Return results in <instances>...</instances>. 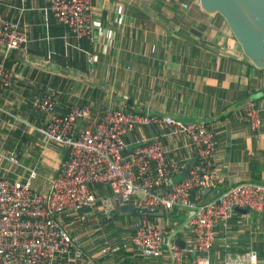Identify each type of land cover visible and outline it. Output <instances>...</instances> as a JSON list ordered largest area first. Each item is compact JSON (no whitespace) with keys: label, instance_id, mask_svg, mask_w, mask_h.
Listing matches in <instances>:
<instances>
[{"label":"crops","instance_id":"0c3cea01","mask_svg":"<svg viewBox=\"0 0 264 264\" xmlns=\"http://www.w3.org/2000/svg\"><path fill=\"white\" fill-rule=\"evenodd\" d=\"M92 2L96 37L89 41L73 37L51 13L46 14L47 0H0V14L11 21L18 19L30 38L27 53L13 51L8 59L17 78L13 89L0 97V148L8 155L13 151L22 166L37 169L32 187L35 183L38 188L34 189L46 193L49 177L67 157L64 147L44 145L32 128L42 126L46 117L32 107L30 99L51 88L59 90L55 114L65 113L77 102L91 106L93 113L116 107L148 109L178 121L205 124L212 129L217 146L215 189L245 181L264 185V68L243 55L223 18L204 11L199 0ZM248 101L261 110L257 135L242 112ZM164 143L186 163L196 162L187 139L171 135ZM5 168L10 177L26 176L24 167L3 160L0 169ZM40 176L45 184L36 182ZM174 176L178 181L183 178L181 173ZM119 212L123 213L119 221L127 229L122 235L128 237L132 230L128 221L134 215ZM159 212L164 213L157 218L177 230L186 247L193 245L186 209ZM87 229L81 239L96 260L88 264H168L165 255L145 258L128 251L121 262L111 255L98 259L102 233ZM215 231L212 264H221L226 251L234 255L249 247L256 251L259 264H264V213L235 212ZM189 259L193 260L191 252L185 264H191Z\"/></svg>","mask_w":264,"mask_h":264},{"label":"built area","instance_id":"2783aa9c","mask_svg":"<svg viewBox=\"0 0 264 264\" xmlns=\"http://www.w3.org/2000/svg\"><path fill=\"white\" fill-rule=\"evenodd\" d=\"M47 2L45 13H51L70 35L95 39L97 20L92 0ZM29 41L28 30L18 19L11 21L0 14V97L13 89L17 78L15 67L8 64L11 52L27 53ZM89 59L94 61L92 55ZM58 93L51 88L30 99L32 107L46 117L42 126H32L43 144L56 143L67 151L56 174L49 177L46 193L32 187L38 175L34 166H22L13 151L8 155L0 148V163L6 160L26 171L24 179L10 177L7 168L5 175H0V264H56L63 257L69 260L70 255V261L82 258L81 235L87 233L86 227L89 230L98 225L100 215L111 218L127 203L148 212L186 209L193 227V245L185 250L177 247L173 241L177 230L168 231L163 221L144 214L134 221L127 238L116 242L107 239L102 252L111 255L125 249L145 258L165 255L168 264H185L187 252H191L189 263L212 264L215 227L233 217L235 206L264 213V185L255 182L223 189L205 203L194 194L197 188L218 181L215 135L209 127L148 109L116 107L93 113L91 106L77 102L65 113L55 114ZM243 110L257 135L262 122L260 108L248 101ZM167 135L187 139L197 152L196 162L176 182L172 177L182 171L185 159L165 145ZM221 264L259 262L256 251L249 247L234 255L226 251Z\"/></svg>","mask_w":264,"mask_h":264},{"label":"water","instance_id":"95a60500","mask_svg":"<svg viewBox=\"0 0 264 264\" xmlns=\"http://www.w3.org/2000/svg\"><path fill=\"white\" fill-rule=\"evenodd\" d=\"M199 5L206 12L218 13L239 44L243 55L256 67L264 68V0H199ZM189 167L190 164L183 167V174ZM219 192L220 189L210 191L212 195ZM119 210H135L140 215L160 216L164 213L136 210L132 203L119 207ZM235 211L247 213L246 209L241 208H236ZM173 241L177 247L183 250L187 248L183 238L176 236Z\"/></svg>","mask_w":264,"mask_h":264},{"label":"trees","instance_id":"16d2710c","mask_svg":"<svg viewBox=\"0 0 264 264\" xmlns=\"http://www.w3.org/2000/svg\"><path fill=\"white\" fill-rule=\"evenodd\" d=\"M167 1H169V0H167ZM36 115H39V112L36 113ZM155 131L160 132L161 130L155 128ZM128 213L133 214L134 215L133 217L136 219H138L141 216L140 214L136 213L135 210H129ZM122 214L123 213L119 212V208H117V210L114 211L111 218H106V217L100 215L101 221L98 225H96L98 227H95L98 232L102 233V235H101L102 238H99L101 242L100 241L97 242V244H98L97 248H98V251H100V254H98V259L110 255L109 253L102 252V250L107 247V243H106L107 239H112V242H116V241H121V240H124L125 238H127V237H125V235H122V233L124 231H126V227L121 224V221H119V217H118L119 215H122ZM147 215L151 219H155L157 217H160V216L149 215V214H147ZM117 224H119V226H117ZM120 224L123 226V229H122V226ZM131 233H132V230H131ZM81 242H82L83 253H85L82 258H78L75 261H70L71 256H72V255H70L69 260H67L66 257H63L62 259L57 260L56 264H79V263L88 264L89 262L95 263L96 260H94L92 258V256L89 254L90 252L88 253V251H87L88 245L85 246L83 243V240H81ZM124 252H126L125 249L118 250V251L114 252L113 254H111V258L121 262L122 258L126 257V253H124ZM127 259H128V257H127Z\"/></svg>","mask_w":264,"mask_h":264},{"label":"bare ground","instance_id":"6f19581e","mask_svg":"<svg viewBox=\"0 0 264 264\" xmlns=\"http://www.w3.org/2000/svg\"><path fill=\"white\" fill-rule=\"evenodd\" d=\"M245 105V104H244ZM244 105L242 106V112H243V114H244V116H245V118H246V120H247V117H246V114H245V112H244V110H243V107H244ZM152 113V112H151ZM247 122H248V124H249V121L247 120ZM195 124H201V123H195ZM261 124H262V122H261ZM203 125H205V124H203ZM206 126V125H205ZM249 126H250V124H249ZM37 127H40V126H37ZM208 127V126H207ZM260 127H261V125H260ZM157 129H160V128H157ZM251 129V128H250ZM161 131H160V133H164V130L163 129H160ZM212 130V129H211ZM252 131V130H251ZM169 136H171V135H167L166 136V138L167 137H169ZM176 136V135H175ZM177 137H180V136H177ZM188 141V140H187ZM188 144H190V146H192L193 148H194V146L190 143V141H188ZM214 146H215V148H217V146H216V141L214 142ZM194 150H195V153H196V155H197V152H196V149L194 148ZM217 151V150H216ZM187 172H188V170H187ZM187 172L185 173V174H183V169H182V171L181 172H179V173H181L182 175H183V177L187 174ZM177 174V173H176ZM175 175V174H174ZM173 175V176H174ZM172 180H173V178H172ZM215 185L216 184H214V185H212V186H207V187H199V188H197L195 191H194V194L195 195H198L199 197H198V200L199 201H201V202H203V203H205V202H208L212 197H214V196H216V195H212L211 193H210V191H212V190H216L215 189ZM263 185V184H262ZM97 188L99 187V186H97V185H95ZM231 187V186H230ZM206 190H209L208 192H205ZM220 191H221V189H220ZM208 195H210V197H208L207 198V196ZM236 208H239V207H237V206H235L234 207V212H236L235 211V209ZM241 209H246V208H241ZM247 210H249V209H246V211ZM249 211H251V210H249ZM254 212V211H253ZM149 218V217H148ZM149 219H151V218H149ZM131 228H132V230L134 229V222H133V225L131 226Z\"/></svg>","mask_w":264,"mask_h":264},{"label":"rangeland","instance_id":"374dc122","mask_svg":"<svg viewBox=\"0 0 264 264\" xmlns=\"http://www.w3.org/2000/svg\"><path fill=\"white\" fill-rule=\"evenodd\" d=\"M2 161H3V160H2ZM186 164H189V163H186V162H185V165H186ZM5 165L7 166V162L5 163ZM185 165H184V166H185ZM190 166H191V164H190ZM189 168H190V167H189ZM38 171H40V170L38 169ZM0 175H2V176L5 175V172L2 171L1 169H0ZM172 178H173V181H175V182L178 181V177L173 176ZM34 181H35V180H33V182H34ZM42 181H44V184L46 183V180H45L42 176L38 177V179L36 180V182H42ZM33 187H34V188H38V187L35 185V183H34ZM135 220H136V218L133 217V219H132L131 222L128 221V225H129V226H132V225H133V222H134ZM161 221H163L164 223H166V221H165L164 219L161 220ZM95 227H98V226H94L93 228H95ZM93 228H92V229H93ZM92 229H89V230L92 231ZM95 229H96V228H95ZM126 230H127V229H126Z\"/></svg>","mask_w":264,"mask_h":264},{"label":"clouds","instance_id":"9594fccd","mask_svg":"<svg viewBox=\"0 0 264 264\" xmlns=\"http://www.w3.org/2000/svg\"><path fill=\"white\" fill-rule=\"evenodd\" d=\"M158 212H159V211H158ZM166 228H167V230H168V231H171V229H170V228H168V226H167V225H166ZM174 238H175V237H174Z\"/></svg>","mask_w":264,"mask_h":264}]
</instances>
